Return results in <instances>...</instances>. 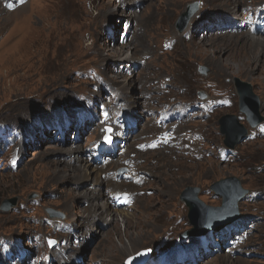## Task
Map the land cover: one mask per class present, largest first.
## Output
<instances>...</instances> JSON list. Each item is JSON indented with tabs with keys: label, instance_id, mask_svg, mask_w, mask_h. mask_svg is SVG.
<instances>
[{
	"label": "rangeland",
	"instance_id": "obj_1",
	"mask_svg": "<svg viewBox=\"0 0 264 264\" xmlns=\"http://www.w3.org/2000/svg\"><path fill=\"white\" fill-rule=\"evenodd\" d=\"M120 1L29 0L10 11L4 6L6 0H0V123L23 126L40 114L49 116L81 92L98 95L93 85L100 84L99 75L115 89L122 87L119 98L129 102L124 101L118 112L124 117L129 111L131 123L125 141L107 144L90 125L77 144L84 153L95 147L89 163L114 177L110 189L104 186L109 201L104 193L91 199L95 188L103 189L93 184L97 178L77 181L70 176L69 167L81 165L75 162L74 128L66 144L51 139L53 127L46 135L37 132L34 143L23 147L20 141L14 151L9 149L0 167V240L38 231L41 243L33 252L50 255L51 264L76 259L75 252L85 257V264H125L144 249L152 250L155 258L165 238L175 250L180 245L178 255L187 256L191 248L198 251V264H264V123L253 128L241 112L234 79L253 86L264 117V44L250 41V36H257L264 42V33L251 31L256 26L253 18H264V0H238V4L230 0L229 5L222 4L224 0ZM194 3H199V10L189 22L191 29L181 28L180 17ZM123 4L127 10L120 7ZM220 15H234L236 30H210L208 20L213 23ZM123 18L132 26L125 44L117 43ZM244 19V26L238 27ZM109 25L115 46L107 38ZM169 39L173 48L167 47ZM88 69L96 72L85 77ZM129 82H135L131 90L126 86ZM138 96L139 104L134 105ZM172 105L187 113L183 124L156 126L159 106ZM95 112L98 116L99 107ZM225 115H236L249 129L248 137L230 149L219 123ZM163 131L165 140L159 137ZM84 153L79 163L81 158L86 161ZM11 154L18 161L12 169ZM52 163L62 167L61 174H68V180L56 176ZM123 167L128 172L121 173ZM101 176L106 179L107 173ZM227 177H236L248 190L238 202L241 218L232 233L226 239L214 233L206 239L182 240L183 234L195 229L183 199L185 190L199 188V199L221 207L224 197L212 188ZM125 192L133 195L126 208L121 206ZM59 221L74 223L81 231L80 241L49 249L44 235L55 240L59 234L52 222ZM86 223L89 233L84 232ZM205 241H209L208 251L202 248ZM228 241L242 248L229 254L223 251ZM125 245L128 255H122ZM214 250L217 254L208 258ZM193 253L187 256V264H192ZM173 257L168 252L166 258Z\"/></svg>",
	"mask_w": 264,
	"mask_h": 264
},
{
	"label": "water",
	"instance_id": "obj_2",
	"mask_svg": "<svg viewBox=\"0 0 264 264\" xmlns=\"http://www.w3.org/2000/svg\"><path fill=\"white\" fill-rule=\"evenodd\" d=\"M197 10L198 4L190 5L187 13L180 17L179 23L182 25L181 28L185 29L189 14L193 15ZM234 79L240 94V110L246 114L248 122L255 128L264 122V117L259 113V96L254 92L253 86L250 83L238 77ZM219 123L221 132L227 136L225 144L230 148H233L236 144L244 141L248 137L249 129L239 123L236 115H225L219 120ZM233 136H236L235 139H232ZM212 189H214L217 195L224 197L223 206L212 207L205 204L198 197L199 188L189 187L183 193V199L191 210L190 220L195 226V229L190 232L191 235H200L210 230L221 229L226 224L240 217L238 213V202L245 196L248 190L241 186L239 179L236 177H227L216 182ZM12 202L15 203L13 200ZM139 254L142 255H136L129 259L128 264L137 259L140 260L138 264H144L150 256L149 251H144Z\"/></svg>",
	"mask_w": 264,
	"mask_h": 264
},
{
	"label": "bare ground",
	"instance_id": "obj_3",
	"mask_svg": "<svg viewBox=\"0 0 264 264\" xmlns=\"http://www.w3.org/2000/svg\"><path fill=\"white\" fill-rule=\"evenodd\" d=\"M228 1H230V0H224V1H222L221 3L222 4H228ZM232 1V0H231ZM231 1L229 2V3H231ZM239 3V1L237 0V4ZM129 4V3H128ZM131 4V3H130ZM263 4V3H262ZM229 5V4H228ZM224 7V6H223ZM237 11V10H236ZM187 13V12H186ZM193 18V15L192 14H189V16H188V19H187V22H186V24L187 25H189V22L191 21V19ZM214 19H216V21H217V23L218 24H220V25H224V28H225V25H227V24H230V32H232V28H237V24L235 23V19L236 18H234V15H230V17H225V18H223L222 17V15H220L219 16V18H214ZM252 19V18H251ZM209 21V23L211 24V26H212V28H211V30H216V31H220V32H228L227 30H224V28L223 29H217V28H215L214 27V22L212 23L210 20H208ZM253 21H254V24L256 25L254 28L252 27L251 28V31L252 32H260L261 34L262 33H264V22L262 21V18H259V19H256V18H254L253 19ZM246 22V20H243L242 22H240L239 24H238V27H243L244 26V23ZM198 25V27H199V24H197ZM191 26H192V24H190L189 25V27H188V29H191ZM186 27V26H185ZM198 27H196V28H198ZM202 28H204V27H202ZM187 29V30H188ZM226 29H228V28H226ZM202 30V29H201ZM203 31V30H202ZM199 34H201V33H199ZM209 34V33H208ZM207 34V35H208ZM250 36V35H249ZM115 41H117V40H114L113 42H112V44H115ZM250 41H251V43H253V44H264V42L259 38V37H257V36H255V37H253V36H250ZM250 45V44H249ZM121 52V51H120ZM117 55L119 54L118 52L116 53ZM115 79V78H114ZM117 80V79H116ZM132 83H135V82H129V83H127V85L126 86H128L129 87V90H131V88H130V84H132ZM115 85L116 86H119L118 85V83H115ZM117 89V91H118V97H120V95H121V92H122V87H117L116 88ZM127 96V95H126ZM121 99L123 100V101H128L129 102V99H126V98H122L121 97ZM136 103H138L139 104V96L138 97H136V98H134V105H136ZM183 108L181 107V106H179V105H172V106H170V107H168V108H165V109H163V110H161V112L159 113V116L157 117V119H156V126H159V127H163L164 126V124L169 120V118H170V116H172V115H182L183 114ZM152 115V114H151ZM159 137L160 138H162L163 140H165L166 139V134H165V131H163L161 134H159ZM52 139V138H51ZM67 143V139L65 140V143L64 144H66ZM64 144H62V145H64ZM69 151L70 150H65V153H67V154H69ZM83 151H84V148L83 147H77V150L75 149V151H74V153H75V156H76V159H77V157H78V159L76 160V164H81V165H79L78 167H76V166H74L73 167V169H71L70 167H69V171H70V176L71 177H76V179L75 180H79L80 178H84V180H88V179H91V178H97L96 180L94 179V185H96V186H99L100 188H103V189H96L95 188V190H96V192L97 193H93V195H90V197H91V199H97V198H100V197H103L102 195H103V193H104V186L107 184V186H108V188L110 189L112 186H113V184L112 183H110L111 181H110V179H103L102 178V172H104V173H107L106 171H100V169H97L96 167H94L92 164H90L89 163V161L86 159V161H83L82 162V158H81V163H79L78 161H80L79 160V156H81V154L83 153ZM71 157V156H70ZM71 158H73V157H71ZM75 158V157H74ZM61 162V161H60ZM62 163V162H61ZM71 163V162H70ZM52 166H55V164L54 163H52ZM67 167L68 166H71V165H69V163H67V165H66ZM56 168V176H58V178H60V179H64V180H68V174H65V175H62L61 174V171H62V167L60 168L58 165L57 166H55ZM64 168V167H63ZM64 170V169H63ZM99 176V177H98ZM112 180V179H111ZM117 184H119V183H117ZM95 186V187H96ZM120 185H118V187H119ZM94 192V191H93ZM114 192V191H113ZM105 194V193H104ZM105 196H106V198H105V200H108L109 201V197H108V195H106L105 194ZM132 197H133V195H132V193L130 192V193H128V192H125L124 194H123V196H122V202H121V206L122 207H124V208H126L127 206H128V204H129V202L131 201V199H132ZM96 205V204H95ZM129 207V206H128ZM95 208H97V206H95ZM125 216H127V217H129L128 215V213H126V214H124ZM84 227H86V229H88L90 226H89V224L88 223H86L85 225H84ZM88 233H89V231H88ZM88 233H86V234H88ZM127 233V235L129 234L128 232H126ZM129 236V235H128ZM109 239H111V238H109ZM134 239V238H133ZM137 240V239H136ZM108 242V241H107ZM65 247H67V246H65ZM67 249V248H66ZM76 251V250H75ZM128 252H130V249H129V247L128 246H124V247H122V255H124V254H129ZM76 253V252H75ZM113 257H115V258H118L119 256H117L116 254H114V256ZM130 258H132V257H130ZM54 259V258H53ZM194 259L195 260H197V256H194ZM84 264H85V257H84Z\"/></svg>",
	"mask_w": 264,
	"mask_h": 264
},
{
	"label": "snow or ice",
	"instance_id": "obj_4",
	"mask_svg": "<svg viewBox=\"0 0 264 264\" xmlns=\"http://www.w3.org/2000/svg\"><path fill=\"white\" fill-rule=\"evenodd\" d=\"M105 116H107V113H105ZM101 131L102 132H107V133H112V128L109 126V127H107V128H103V129H101ZM105 140H106V142L108 143V144H112L113 143V139H112V136L111 135H107L106 137H105ZM56 243V241H53V240H50L49 241V245L51 246V245H54ZM147 251H151L150 249L149 250H147ZM138 255H142V254H138ZM129 264H130V262H129Z\"/></svg>",
	"mask_w": 264,
	"mask_h": 264
}]
</instances>
